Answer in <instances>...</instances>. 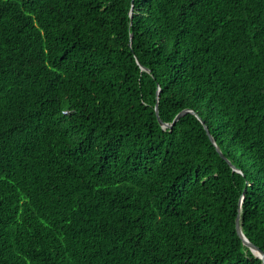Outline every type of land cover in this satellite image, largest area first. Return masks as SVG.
Instances as JSON below:
<instances>
[{
	"label": "trees",
	"instance_id": "16d2710c",
	"mask_svg": "<svg viewBox=\"0 0 264 264\" xmlns=\"http://www.w3.org/2000/svg\"><path fill=\"white\" fill-rule=\"evenodd\" d=\"M237 215L263 253L264 0H0V264H264Z\"/></svg>",
	"mask_w": 264,
	"mask_h": 264
},
{
	"label": "water",
	"instance_id": "95a60500",
	"mask_svg": "<svg viewBox=\"0 0 264 264\" xmlns=\"http://www.w3.org/2000/svg\"><path fill=\"white\" fill-rule=\"evenodd\" d=\"M155 110H156V106H155ZM189 110L188 109H185V110H182V111H180L179 113H177L176 114V116L174 117V119H173V121H172V124H174L181 116H183L186 112H188ZM156 114H157V111H156ZM203 122V121H202ZM206 128V131H207V133L209 134V132H208V129H207V127H205ZM233 168H234V166H233V164H230ZM235 225H236V229L238 230V232L241 234V236H242V240L245 242V243H247L248 244V246L250 247V249L253 251V253L257 256V257H259L260 259H262L263 261H264V252L263 253H259V252H257L256 250H255V247L251 244V243H249V241L247 240V238L245 237V235L243 234V232L241 231V228H240V223H239V215H237V217H236V221H235Z\"/></svg>",
	"mask_w": 264,
	"mask_h": 264
},
{
	"label": "snow or ice",
	"instance_id": "6c2138e0",
	"mask_svg": "<svg viewBox=\"0 0 264 264\" xmlns=\"http://www.w3.org/2000/svg\"><path fill=\"white\" fill-rule=\"evenodd\" d=\"M71 114H72V113H69V115H71ZM160 123H161L162 128H165V129H167V128H171V127H174V124H167V125H166V124L164 123V121H162V120H161ZM253 187H255V186L253 185ZM246 195H247V193H245V196H246Z\"/></svg>",
	"mask_w": 264,
	"mask_h": 264
},
{
	"label": "bare ground",
	"instance_id": "6f19581e",
	"mask_svg": "<svg viewBox=\"0 0 264 264\" xmlns=\"http://www.w3.org/2000/svg\"><path fill=\"white\" fill-rule=\"evenodd\" d=\"M189 111H190V110H189ZM189 111H188V112H189ZM240 228H241V227H240ZM263 256H264V255H263Z\"/></svg>",
	"mask_w": 264,
	"mask_h": 264
},
{
	"label": "clouds",
	"instance_id": "9594fccd",
	"mask_svg": "<svg viewBox=\"0 0 264 264\" xmlns=\"http://www.w3.org/2000/svg\"><path fill=\"white\" fill-rule=\"evenodd\" d=\"M240 223V222H239Z\"/></svg>",
	"mask_w": 264,
	"mask_h": 264
}]
</instances>
